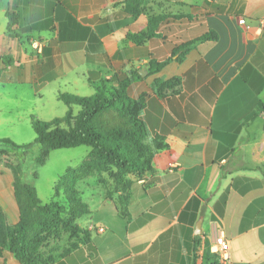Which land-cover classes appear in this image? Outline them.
<instances>
[{
    "label": "crops",
    "instance_id": "0c3cea01",
    "mask_svg": "<svg viewBox=\"0 0 264 264\" xmlns=\"http://www.w3.org/2000/svg\"><path fill=\"white\" fill-rule=\"evenodd\" d=\"M128 1L0 0V69L10 59L1 83L59 100L138 73L128 93L147 95L142 118L167 144L133 183L129 218L93 177L91 204L83 200L91 213L79 224L90 240L50 264H218L219 235L230 243L231 264H264V0ZM8 13L18 17L20 38L7 34ZM153 15L178 19L135 44ZM208 33L217 39L149 75L150 61ZM173 78L181 84L158 96L152 83ZM13 179L0 164V206L12 225L19 221ZM0 264L21 263L4 252Z\"/></svg>",
    "mask_w": 264,
    "mask_h": 264
},
{
    "label": "trees",
    "instance_id": "16d2710c",
    "mask_svg": "<svg viewBox=\"0 0 264 264\" xmlns=\"http://www.w3.org/2000/svg\"><path fill=\"white\" fill-rule=\"evenodd\" d=\"M132 3L137 1L127 2ZM7 17V34L20 38L18 17L12 13ZM170 18L178 19V16H151L147 32L132 37V41L144 45L151 38L159 37L156 33L158 26ZM33 29L35 26L28 27V30ZM216 39L215 34L208 33L178 46L172 57L164 61H150L149 75L160 72L173 60V56L177 57V62H182L198 44ZM2 62L5 67L0 69V78L10 65V59L3 57ZM136 80H141L138 73L119 80L117 85L103 81L97 86L96 93L89 97L61 94L59 101L69 108L65 116L51 121L31 117L35 144L40 146L36 158L38 165H45L55 150L81 146L91 149L81 167L68 168L59 177L49 203L42 202L37 189L26 181L23 172L26 156L33 144L19 145L9 139L0 140V164L12 171L19 211V221L12 225L0 206V256L9 252L21 264H50L59 258L60 252H69L79 243L88 242L91 234L79 225L78 220L88 216L91 210L81 198L77 185L92 176H98L105 189V197L113 200L118 214L129 218L133 183L151 172L156 155L167 149L166 139L152 133L142 118L147 95L133 98L128 93L129 86ZM180 84V78L156 79L152 88L158 96L164 97L168 90ZM75 106L80 108L78 113L74 112ZM258 111L264 113V102L259 104ZM61 195L64 204L58 201ZM64 238L66 243L61 245Z\"/></svg>",
    "mask_w": 264,
    "mask_h": 264
},
{
    "label": "rangeland",
    "instance_id": "374dc122",
    "mask_svg": "<svg viewBox=\"0 0 264 264\" xmlns=\"http://www.w3.org/2000/svg\"><path fill=\"white\" fill-rule=\"evenodd\" d=\"M68 110L69 108L57 100L51 92L39 97L34 95L29 85L0 82V140L9 139L19 145L33 144L32 150L26 156L23 172L26 181L37 189L43 203H49L53 199L55 184L59 177L68 168L81 167L91 149L81 146L55 150L50 153L45 165H38L36 158L40 153V146L35 144L36 134L31 125V116L42 121H51L65 116ZM79 110V107H74L75 113ZM93 177L77 185L78 190L82 192H80L81 198L89 204H91L92 188L87 185L93 181ZM58 201L64 204L62 195ZM87 219L88 216H84L78 220V223L84 225ZM65 240L66 238L60 244L64 245Z\"/></svg>",
    "mask_w": 264,
    "mask_h": 264
},
{
    "label": "built area",
    "instance_id": "2783aa9c",
    "mask_svg": "<svg viewBox=\"0 0 264 264\" xmlns=\"http://www.w3.org/2000/svg\"><path fill=\"white\" fill-rule=\"evenodd\" d=\"M240 23H243V19H240ZM40 45H37L38 49ZM171 167L175 166L174 164H170ZM215 253L218 257V264H231V253H230V243L224 237V235H219L216 238V249Z\"/></svg>",
    "mask_w": 264,
    "mask_h": 264
}]
</instances>
